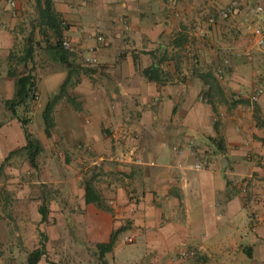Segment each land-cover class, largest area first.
<instances>
[{"label":"crops","instance_id":"1","mask_svg":"<svg viewBox=\"0 0 264 264\" xmlns=\"http://www.w3.org/2000/svg\"><path fill=\"white\" fill-rule=\"evenodd\" d=\"M38 1L13 9L0 0V193L14 195L24 226L49 225V242L65 253L75 219L82 249L112 244L107 264H264V93L249 100L264 90V47L237 19L218 17L233 0H51L76 49L67 64ZM240 2L242 15L264 5ZM94 48L90 67L82 57ZM23 75L34 77L37 97L14 114L6 102L18 98ZM56 97L47 137L44 117L35 128L33 116ZM24 118L41 144L39 179L24 177L32 166ZM86 184L100 204L87 203ZM2 225L8 248L14 232Z\"/></svg>","mask_w":264,"mask_h":264},{"label":"rangeland","instance_id":"2","mask_svg":"<svg viewBox=\"0 0 264 264\" xmlns=\"http://www.w3.org/2000/svg\"><path fill=\"white\" fill-rule=\"evenodd\" d=\"M41 35L45 38L52 37L48 33H43L40 31V36ZM33 123L35 128L40 127V125L43 124V115L35 114L33 116ZM35 168L36 167L31 166V170H29L30 173L25 174L24 176L25 179H33L36 177L39 179L41 178V175H44V172L41 173L40 170ZM33 169H35L34 173H32ZM1 192L0 201L5 202V205L4 209L2 210L0 204V221L1 219L5 221L3 223L5 226L2 224L0 225L6 228L10 226L14 232L13 236L15 238V242L14 244L12 243V245H9L8 248H4L3 246L0 247V264H27L28 255L35 249L39 248L41 244H44L46 247V255L43 256L41 264H100L99 253H97V249L95 250V247L89 248V250L82 249L83 245L80 244V238H78L79 229L75 224L77 220L73 219L74 221L70 229L74 241L72 250L65 251L67 256L68 254L71 255L70 259H68V257L66 258L64 251H59L62 246L59 248V244L49 242L50 237L48 236V228L50 226L47 224H42V227L37 226V228L34 230L33 220H26L30 223V227L28 223L24 226L25 222H22V220L18 219V213H16V210L13 208V203L16 205V199L13 198L14 195L10 193L11 191L7 190H3ZM52 194L49 193L46 197L52 199L54 198ZM23 228H25V231L21 230ZM17 233L20 234L19 237H16Z\"/></svg>","mask_w":264,"mask_h":264},{"label":"trees","instance_id":"3","mask_svg":"<svg viewBox=\"0 0 264 264\" xmlns=\"http://www.w3.org/2000/svg\"><path fill=\"white\" fill-rule=\"evenodd\" d=\"M37 11L40 15V22L41 26H46L48 29L53 31V34L55 36V43L53 48L56 50V54L58 56V61L61 63L67 64V58L69 54L65 50H63L61 41L63 39V30L65 28L62 27V20L59 18V16L54 13L51 5V0H45L44 6L42 7L40 2L38 1L37 5ZM149 71H146V74H148ZM34 77L31 75H23L19 80V93L18 98L13 101H7L6 106L13 111V113H16V107L24 105L27 101L26 99L31 98L32 101H35L37 97L36 90H32L34 88ZM58 97H56L54 100H51L48 102L45 111H44V124H45V133L47 137L51 136V131L54 127V121L52 118V110L54 107V102L57 100ZM27 109L28 107L25 106ZM22 121V124L24 126L26 140H27V146L25 150L28 151V157L29 161L32 164L33 167H36V156L41 151V144L38 140L34 139L32 134L29 130V122L26 118H24ZM213 143L218 144L215 140ZM86 201L87 203H96L100 204L101 200L100 197L97 194V191L92 187L91 184H86ZM40 213L43 217L42 222H45L46 214H45V207H42L40 210ZM97 249L99 252V261L100 264H107L105 260V255L109 253L112 250V244H97ZM46 255V247L44 244H41V246L34 251H32L27 258V264H39L42 257Z\"/></svg>","mask_w":264,"mask_h":264},{"label":"built area","instance_id":"4","mask_svg":"<svg viewBox=\"0 0 264 264\" xmlns=\"http://www.w3.org/2000/svg\"><path fill=\"white\" fill-rule=\"evenodd\" d=\"M9 6L11 8L16 7V0H7ZM242 3L240 0H233L229 5L224 7L218 12V17L222 20H232L237 19V26L242 28L243 31L250 37L252 43L256 48H263L264 47V5L262 3H257L254 6L250 7L247 12L242 15ZM211 24L215 23L214 18H210L209 21ZM62 27L66 28L67 23L65 21L62 22ZM100 45L104 44V37L99 36L97 38ZM61 45L63 50L68 52L69 54L75 53L76 49L72 42L63 37L61 41ZM98 48H94L88 51L87 55H83L82 60L83 63L90 67H97L98 66V59L95 56V52ZM244 57L248 62L253 60V50H248L244 53ZM264 93L262 87H258L257 90L250 96L249 100L251 104H255L258 102L260 96ZM193 168L195 170H203L205 168V163L198 162L194 164ZM242 192L244 194H248L249 185L247 182H244L242 185ZM113 205V202L110 203ZM124 242L127 244L134 243L133 236H125ZM188 252H181L180 257L186 258Z\"/></svg>","mask_w":264,"mask_h":264}]
</instances>
